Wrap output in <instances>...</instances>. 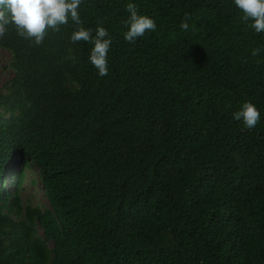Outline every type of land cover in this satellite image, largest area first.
I'll use <instances>...</instances> for the list:
<instances>
[{"label":"trees","instance_id":"1","mask_svg":"<svg viewBox=\"0 0 264 264\" xmlns=\"http://www.w3.org/2000/svg\"><path fill=\"white\" fill-rule=\"evenodd\" d=\"M128 3L156 23L134 43ZM78 12L112 39L106 76L71 19L40 45L0 38V264H264V32L234 0ZM246 101L252 129L233 118ZM29 165L46 206L23 199Z\"/></svg>","mask_w":264,"mask_h":264},{"label":"clouds","instance_id":"2","mask_svg":"<svg viewBox=\"0 0 264 264\" xmlns=\"http://www.w3.org/2000/svg\"><path fill=\"white\" fill-rule=\"evenodd\" d=\"M81 2L82 0H0V38L4 37L8 26L12 25L20 37L40 45L49 29L58 32L60 27L71 19L76 25V30L71 34V42L92 43L94 47L91 49L89 60L99 75L106 76L107 55L112 39L102 26H97L95 36L92 35L91 29L82 26L78 12ZM234 4L242 11L244 20L253 22L250 26L257 33L264 32V0H234ZM126 9L130 14L125 22L128 30L124 33V39L127 42L134 43L146 32L156 30L154 19L139 14L136 4L128 3ZM186 17L180 24L184 31L189 29L187 19L191 18L187 14ZM258 52V49H253L252 54L257 55ZM233 118L242 120L246 128L252 129L260 120V111L254 103L246 101L233 113Z\"/></svg>","mask_w":264,"mask_h":264},{"label":"rangeland","instance_id":"3","mask_svg":"<svg viewBox=\"0 0 264 264\" xmlns=\"http://www.w3.org/2000/svg\"><path fill=\"white\" fill-rule=\"evenodd\" d=\"M11 54L0 48V86L4 87L13 77L14 71L10 68ZM12 182H8L11 187ZM25 203L33 206L48 205L40 182V174L35 165H29L25 170L23 188L21 192Z\"/></svg>","mask_w":264,"mask_h":264}]
</instances>
